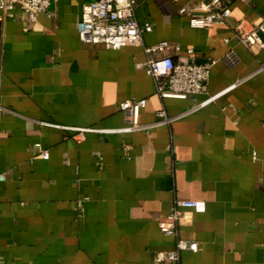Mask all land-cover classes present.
<instances>
[{
    "label": "crops",
    "instance_id": "1",
    "mask_svg": "<svg viewBox=\"0 0 264 264\" xmlns=\"http://www.w3.org/2000/svg\"><path fill=\"white\" fill-rule=\"evenodd\" d=\"M91 1L50 0L36 22L15 9L0 23V264H155L175 248L159 223L177 200L205 204L183 210L180 236L199 248L180 264H264V49L231 27L258 24L264 0H231L230 25L208 28L179 13L184 1L139 0L145 46L214 62L205 92L186 99L156 93L143 47L81 43ZM140 99L143 129L106 132L126 128L120 104Z\"/></svg>",
    "mask_w": 264,
    "mask_h": 264
},
{
    "label": "built area",
    "instance_id": "2",
    "mask_svg": "<svg viewBox=\"0 0 264 264\" xmlns=\"http://www.w3.org/2000/svg\"><path fill=\"white\" fill-rule=\"evenodd\" d=\"M184 1L179 8L181 15H187L192 27L208 28L216 23L230 25L232 16L231 0H173ZM139 0H94L82 7L80 19L77 23L78 35L85 45L102 46L106 50H119L127 46H141L147 56L144 67L154 81L155 91L162 98L186 99L191 95L205 92L210 68L214 64L198 66L188 62H178L175 56L179 46L168 41H162L153 46L144 45V34L152 31L149 24L141 26L136 16ZM50 0H0V23L11 17L15 9H19L33 23L39 14H49ZM235 41L247 48L254 55L264 49V17L256 24L247 26L241 21L231 26ZM229 43V40H226ZM193 54V50L188 51ZM224 62L233 66L237 57L230 51ZM2 68V52L0 51V69ZM264 71V65H261ZM215 99L211 97L202 105ZM145 99L128 100L120 104L125 114L128 126L119 130L106 132H131L141 130L139 124L140 110L146 106ZM166 119L165 113H159ZM39 155L48 159L49 153L37 147ZM184 209H193L197 212L205 210V204L193 200H177L171 208L168 219L159 223L161 233L175 238V248L171 251H158L153 255L155 264H180V255L183 251H198L196 242L187 241L180 236L179 224Z\"/></svg>",
    "mask_w": 264,
    "mask_h": 264
}]
</instances>
